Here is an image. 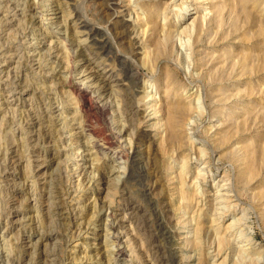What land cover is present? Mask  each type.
<instances>
[{
	"label": "rangeland",
	"instance_id": "374dc122",
	"mask_svg": "<svg viewBox=\"0 0 264 264\" xmlns=\"http://www.w3.org/2000/svg\"><path fill=\"white\" fill-rule=\"evenodd\" d=\"M0 257L264 264V0H0Z\"/></svg>",
	"mask_w": 264,
	"mask_h": 264
},
{
	"label": "bare ground",
	"instance_id": "6f19581e",
	"mask_svg": "<svg viewBox=\"0 0 264 264\" xmlns=\"http://www.w3.org/2000/svg\"><path fill=\"white\" fill-rule=\"evenodd\" d=\"M18 1V0H17ZM10 4V3H9ZM57 5V4H56ZM56 5H54L52 2H51V5L49 6V10H52V11H54V12H56L57 13V11H60V7H58V6H56ZM81 29L79 30V33H83L84 35H85V38H88L89 40H90V42L93 44V45H95V47L97 48V49H99V50H104L105 51V47H106V45H107V43H106V41H105V38H104V36H103V34H101L103 31L101 30L100 31V27L99 26H96V25H91V24H89L88 23V21H83L81 24H80V26H79ZM64 28V27H63ZM106 31V29L104 30V32ZM106 33H108V31L106 32ZM109 35V34H108ZM57 38V37H56ZM83 52V51H82ZM107 52V51H106ZM116 58H118L119 60L118 61H120L121 63H123V64H125L126 66H123V68H122V72H123V79H122V81H125V80H128V81H130V83L132 84H134V85H136V83H135V76L133 75V73H132V70H133V65L132 64H128V62L127 61H124L125 60V58L123 57H116ZM120 62H118V63H120ZM120 66H121V64H119ZM118 71V70H117ZM78 84L80 85V87H78V96H79V98H80V101H81V104H80V107L82 108V110H83V112H84V115H85V118L87 119L88 118V116H89V114H90V112H97V113H100V114H102L103 112H105V105L103 104V103H101L100 101H95V100H93V98H91V96L89 95V86H87V85H85L84 83H80V82H78ZM89 84V83H88ZM134 88V87H133ZM103 98H105V97H103ZM131 101V100H130ZM150 101V100H149ZM103 102V101H102ZM128 105H130L129 103H128ZM132 108V107H131ZM129 109V108H128ZM129 114H134V112H132V110H130L129 111ZM135 115V114H134ZM132 117V116H131ZM85 119V120H86ZM123 135H120V134H118V138H121ZM121 141V140H120ZM116 143V142H115ZM104 144H106V146L105 147H103L101 144H99V142H97V141H93L92 142V144L91 145H88V144H84V147L81 149V152H80V156H82L81 155V153H83V156L82 157H84L83 158V160H84V162L86 163V164H88V165H85V163H84V166H83V168L84 169H92V165H93V159H91V155H93V154H95L96 152H99V150H103V149H105V150H107V149H110V144H111V142H105ZM118 144V143H117ZM118 149V148H117ZM117 149H113V151H112V153L113 154H116V155H118V150ZM99 154V153H98ZM104 154V153H103ZM120 155V154H119ZM108 156V155H107ZM134 156V155H133ZM131 160V159H130ZM112 162V161H111ZM116 163V162H115ZM114 164V163H113ZM117 164V163H116ZM83 165V164H82ZM120 165V164H119ZM136 166L137 165V159L136 158H133L132 160H131V166ZM81 166V165H80ZM132 166V167H133ZM134 166V167H135ZM79 167V166H78ZM82 168V169H83ZM112 170V169H111ZM119 170V169H118ZM117 170V171H118ZM82 171V170H81ZM90 174V173H89ZM140 174V173H139ZM89 176V175H88ZM127 176V175H126ZM134 179V178H133ZM225 184V183H224ZM225 187V186H224ZM218 190V189H217ZM215 194V193H214ZM215 197V196H214ZM231 199H232V197H231ZM213 200V199H212ZM226 201V200H225ZM231 201V200H230ZM214 203V202H213ZM212 203V204H213ZM214 205V204H213ZM214 207V206H213ZM216 207H218V206H216ZM222 208H224L223 206H221ZM229 207H231V206H229ZM225 209H226V207H225ZM213 210H215L214 208H213ZM237 212V211H236ZM138 224V223H137ZM165 227L162 225V224H159L158 226H157V233L159 232L160 233V236H161V238H163V239H165V240H167V238L169 239V237L168 236H166V234L168 233V232H166L165 230ZM192 232V231H191ZM159 233H158V235H159ZM107 238V237H106ZM245 243V242H244ZM247 244H248V242H247ZM157 245V244H156ZM235 246V245H234ZM236 246H237V244H236ZM238 248V247H237ZM238 251V250H237ZM119 255H121V254H119ZM123 255V254H122ZM162 256V255H161ZM247 256H248V254H247ZM253 256V255H252ZM169 258V257H168ZM248 258V257H247ZM0 259H2L1 257H0ZM13 259V258H12ZM15 259V258H14ZM245 260V259H244ZM12 261V260H11ZM161 261H163L162 260V258L160 259V260H158V262L159 263H161ZM17 264V263H16ZM115 264V263H114Z\"/></svg>",
	"mask_w": 264,
	"mask_h": 264
}]
</instances>
